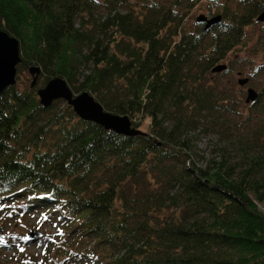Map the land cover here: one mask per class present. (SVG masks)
Returning <instances> with one entry per match:
<instances>
[{"label": "trees", "instance_id": "1", "mask_svg": "<svg viewBox=\"0 0 264 264\" xmlns=\"http://www.w3.org/2000/svg\"><path fill=\"white\" fill-rule=\"evenodd\" d=\"M203 1L137 0L138 13L133 0H0L18 75L41 69L35 86L0 92V220L59 226L55 238L38 225L3 233L0 248L43 243L47 264H264V89L233 120L228 90L208 79L248 41L264 0H210L220 22L187 29ZM56 77L141 133L81 119L61 99L43 106L37 90ZM227 127L240 132L236 156L221 140L196 162L191 131Z\"/></svg>", "mask_w": 264, "mask_h": 264}, {"label": "rangeland", "instance_id": "2", "mask_svg": "<svg viewBox=\"0 0 264 264\" xmlns=\"http://www.w3.org/2000/svg\"><path fill=\"white\" fill-rule=\"evenodd\" d=\"M134 4L136 5V11L141 12V8L137 6V0ZM166 1V0H162ZM210 0H204L202 3L197 4L188 14L186 28L192 30L193 24L197 22V17L200 15L211 16V13L216 11L215 6H210ZM212 4V3H211ZM100 12V9H99ZM102 13L104 11H101ZM264 22H259L255 25H251L247 28V34L249 35L248 41L231 52L226 59L221 61L228 65H232L231 70L225 75L223 72L212 73L208 79L214 84L220 87L226 88L231 95L232 104L237 106L239 111L238 115L231 116L233 120L240 119L242 115H246L251 112V102H247L248 90L250 88L256 89L259 93L264 89V74H254V68L264 63ZM250 79L248 84L241 85L240 81L243 79ZM34 80V76L28 71H23L17 76V83L20 87L30 85ZM41 86V85H39ZM74 93L78 94L77 91ZM65 100H62L64 102ZM150 118L145 119V123L141 126V129L148 131L150 129ZM229 128V127H227ZM194 136L199 135L194 141V158L200 165L204 164L208 158H212L217 153L216 145L221 140H224L230 146V152L232 156H236V150L234 147L239 145L236 141L240 137V132L231 127L226 134H220L225 138L221 139L219 134L214 132H201L198 129L191 131ZM223 142V141H222ZM238 142V143H237ZM235 145V146H234ZM260 200V199H259ZM255 198V201L259 205V208L264 212V201H259ZM37 218H28L23 222H11L7 224L6 220H0V235L3 233L8 234L9 232H20L25 234L29 229H32L36 225L39 231L56 237L53 234L57 231L54 226L45 221H40ZM43 245V243H42ZM39 246L38 243L33 242L25 247L23 253L16 248H0V264H47L48 258L44 256L43 250L44 245Z\"/></svg>", "mask_w": 264, "mask_h": 264}, {"label": "water", "instance_id": "3", "mask_svg": "<svg viewBox=\"0 0 264 264\" xmlns=\"http://www.w3.org/2000/svg\"><path fill=\"white\" fill-rule=\"evenodd\" d=\"M221 19V16L208 18L205 15H200L197 18L199 22L206 23V28L220 22ZM258 21L264 22V10L258 16ZM21 61L19 40L11 36L8 32L0 30V92L16 84L18 65ZM226 68L227 66L225 64H221L215 67L213 71L221 72ZM30 73L34 76L32 86H35L38 82L41 69L39 67H32ZM248 81V78L243 79L240 81V84L245 85ZM38 95L41 104L45 107L51 106L56 100H65L73 107L75 113L81 119L93 121L107 130L129 136L141 133L140 130L133 127L128 116H121L106 111L103 105L88 92L75 94L68 82L62 77L51 79L46 86L38 89ZM258 97L259 93L255 89L250 88L248 90L247 102L255 101Z\"/></svg>", "mask_w": 264, "mask_h": 264}]
</instances>
